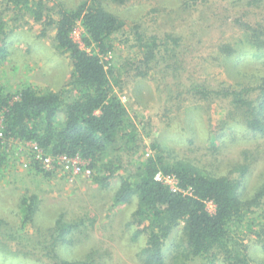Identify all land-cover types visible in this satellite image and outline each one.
Instances as JSON below:
<instances>
[{
	"label": "rangeland",
	"instance_id": "obj_1",
	"mask_svg": "<svg viewBox=\"0 0 264 264\" xmlns=\"http://www.w3.org/2000/svg\"><path fill=\"white\" fill-rule=\"evenodd\" d=\"M44 1L50 2V15L57 20L61 11L78 8L86 0ZM251 1L102 0L108 11L125 21L110 39L112 49L101 52L96 44L88 45L82 24L74 35L83 49L113 65L112 82L142 137L146 156L169 154L166 148L170 155L218 176L240 178L245 166L241 188L245 200L264 183V136L246 127L248 104L242 103L254 99L258 104L263 98L257 86L264 76V51L244 42L245 29L237 21L248 12L244 21L264 22V0L250 5ZM12 8L0 0V20L7 33L0 44V85L16 96L28 86L40 92L71 88L72 59L56 46L54 25L37 21L29 8H23L25 13ZM137 29L167 42L156 49L148 65H142L149 50L138 40ZM229 44L237 48L233 54L222 49ZM3 121L0 111V264H56L50 239L59 233V217L80 222L65 239L57 240L55 249L62 258L91 264H147L142 251L147 235H137L139 226L132 223L137 200L115 203L120 174L128 175L137 167L124 163L127 154L123 152L121 162V156L116 158L119 153L101 159V164L110 162L104 173L107 169L117 173L103 183L80 156L55 155L36 142L6 138ZM136 157L134 164L139 162ZM182 192L193 194L191 189ZM30 204L37 209L29 212ZM206 205L210 211L216 209L212 200ZM263 209L264 204L254 207L246 221L233 225L236 238L248 244L258 260L264 251L253 232L264 226ZM177 241L183 242V224L166 242L168 264H211L210 257L175 259ZM216 259L226 264L224 254L212 261Z\"/></svg>",
	"mask_w": 264,
	"mask_h": 264
},
{
	"label": "trees",
	"instance_id": "obj_2",
	"mask_svg": "<svg viewBox=\"0 0 264 264\" xmlns=\"http://www.w3.org/2000/svg\"><path fill=\"white\" fill-rule=\"evenodd\" d=\"M4 1L12 5L17 13H25L23 8L30 10V6H33L30 13L37 21L48 26L53 24L56 46L63 53L70 54L73 64L69 81L71 88L65 90L40 92L28 86L16 96L0 85L4 136L36 142L55 155L80 156L89 162V168L94 170L97 179L103 183H108L117 173L115 169H107L104 173L105 165L110 162L101 164V159L108 157L109 153H119L116 158L121 156V162L124 160L123 152L127 154L128 162L124 163L131 168L133 165L137 167L130 169L128 175L120 174L121 183L115 203H132L137 200L132 223L139 226L137 235H147V244L142 250L147 264H168L164 248L180 224H183V242L177 241L174 244L175 259L210 257L211 264H218L217 259L212 261V258L222 253L226 264H264V258H254L249 245L244 241L239 242L236 238L238 231L233 227L234 222L246 221L248 212H253L254 207L264 204V183L253 198L245 200L241 189L247 169L245 166L240 168L244 173L240 178L218 176L206 173L192 161L170 155L171 152L166 148L169 153L167 155L158 153L146 156L143 153L142 137H139L129 110L112 82L113 65L99 54L83 49L72 36L74 28L80 23L88 35L85 39L87 44L94 43L101 52H107L112 49L111 37L125 26V21L108 11L102 5V0H86L78 8L63 10L57 20L50 15L53 7L48 5L49 1ZM111 1L120 4L125 2ZM258 3L261 0H252L249 4ZM247 13H241L237 20L245 29L244 42L264 51V22L252 24L244 21ZM4 28L0 20V44L3 36L7 35ZM136 31L138 40L148 47L149 52L142 62V65H148L156 56V49L165 40L158 34L149 36L147 31ZM222 49L227 54L237 50L232 44L224 45ZM0 52H3L1 46ZM243 88L248 91V87ZM257 88L261 91L260 96L263 95L262 101L258 104H254V99L242 101L248 104L244 123L254 134L264 136V76ZM133 156H137L138 164L133 163ZM160 172L174 177L179 181V188L191 189L193 194L174 192L165 181L157 178ZM208 200L215 203L214 211L208 209ZM36 209L37 206L33 208L30 204L29 212ZM57 224L59 233L50 239V252L56 264H91L86 260H66L56 252L57 240L65 239L66 234L79 228L80 222L68 223L59 217ZM253 234L264 251V226ZM20 252L22 249H19Z\"/></svg>",
	"mask_w": 264,
	"mask_h": 264
},
{
	"label": "built area",
	"instance_id": "obj_3",
	"mask_svg": "<svg viewBox=\"0 0 264 264\" xmlns=\"http://www.w3.org/2000/svg\"><path fill=\"white\" fill-rule=\"evenodd\" d=\"M80 23L77 24V26L74 28L73 32H72V36L74 37V35L80 31ZM46 161H49L48 158H46ZM157 178L159 180H163L165 181L170 187L171 189L176 192V191H183V189L179 188L178 184L174 182V177L171 176H165L163 175L161 172L157 174ZM174 178V179H173ZM211 202V201H209Z\"/></svg>",
	"mask_w": 264,
	"mask_h": 264
}]
</instances>
